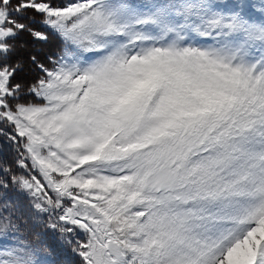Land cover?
I'll return each instance as SVG.
<instances>
[{
	"label": "snow or ice",
	"instance_id": "snow-or-ice-1",
	"mask_svg": "<svg viewBox=\"0 0 264 264\" xmlns=\"http://www.w3.org/2000/svg\"><path fill=\"white\" fill-rule=\"evenodd\" d=\"M264 264V0H0V264Z\"/></svg>",
	"mask_w": 264,
	"mask_h": 264
},
{
	"label": "rangeland",
	"instance_id": "rangeland-1",
	"mask_svg": "<svg viewBox=\"0 0 264 264\" xmlns=\"http://www.w3.org/2000/svg\"><path fill=\"white\" fill-rule=\"evenodd\" d=\"M75 257L73 255H68L66 252L63 253L62 255V260L64 261V264L67 263V264H71L70 261L74 260ZM69 261V262H67Z\"/></svg>",
	"mask_w": 264,
	"mask_h": 264
},
{
	"label": "trees",
	"instance_id": "trees-1",
	"mask_svg": "<svg viewBox=\"0 0 264 264\" xmlns=\"http://www.w3.org/2000/svg\"><path fill=\"white\" fill-rule=\"evenodd\" d=\"M68 255H72V253H70V252H66ZM75 261H76V258L74 259V260H72V261H70L71 262V264H75ZM67 262H69V261H67ZM65 264H67V263H65Z\"/></svg>",
	"mask_w": 264,
	"mask_h": 264
}]
</instances>
